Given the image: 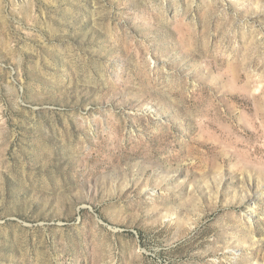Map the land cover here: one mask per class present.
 <instances>
[{"label":"rangeland","instance_id":"1","mask_svg":"<svg viewBox=\"0 0 264 264\" xmlns=\"http://www.w3.org/2000/svg\"><path fill=\"white\" fill-rule=\"evenodd\" d=\"M0 264H264V0H0Z\"/></svg>","mask_w":264,"mask_h":264}]
</instances>
